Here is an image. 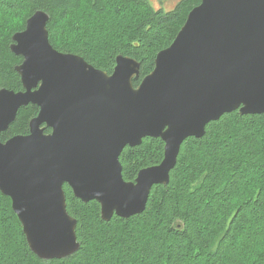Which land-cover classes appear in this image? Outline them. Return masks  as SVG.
Instances as JSON below:
<instances>
[{"label":"water","instance_id":"1","mask_svg":"<svg viewBox=\"0 0 264 264\" xmlns=\"http://www.w3.org/2000/svg\"><path fill=\"white\" fill-rule=\"evenodd\" d=\"M49 21L38 11L13 36L23 90L0 89V134L22 108L40 109L28 135L0 141V192L45 261L80 249L65 185L83 203H99L105 222L128 219L146 210L154 186L169 183L182 145L208 124L235 111L264 114V0H200L138 87L137 60L118 56L109 75L56 50ZM146 138L163 140L164 158L128 182L120 157Z\"/></svg>","mask_w":264,"mask_h":264},{"label":"trees","instance_id":"2","mask_svg":"<svg viewBox=\"0 0 264 264\" xmlns=\"http://www.w3.org/2000/svg\"><path fill=\"white\" fill-rule=\"evenodd\" d=\"M198 5L182 0L166 12L148 0H0V89L23 90L16 71L23 58L11 46L38 11L50 16V43L60 52L109 75L118 56L137 60L138 87ZM39 111L22 108L0 141L28 135ZM164 150L160 138L125 148L123 178L133 182L141 170L159 165ZM64 191L80 249L61 260L37 257L11 199L0 192V264H264V114H225L201 139L186 141L169 183L153 187L142 214L105 222L99 203H83L68 185Z\"/></svg>","mask_w":264,"mask_h":264},{"label":"rangeland","instance_id":"3","mask_svg":"<svg viewBox=\"0 0 264 264\" xmlns=\"http://www.w3.org/2000/svg\"><path fill=\"white\" fill-rule=\"evenodd\" d=\"M149 3L156 9H164L166 12L172 11L175 6L182 0H148Z\"/></svg>","mask_w":264,"mask_h":264},{"label":"flooded vegetation","instance_id":"4","mask_svg":"<svg viewBox=\"0 0 264 264\" xmlns=\"http://www.w3.org/2000/svg\"><path fill=\"white\" fill-rule=\"evenodd\" d=\"M50 133H51V132H50ZM50 133H49V134H50Z\"/></svg>","mask_w":264,"mask_h":264}]
</instances>
